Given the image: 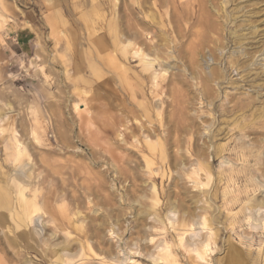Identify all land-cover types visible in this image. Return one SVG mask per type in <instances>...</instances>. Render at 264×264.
Returning a JSON list of instances; mask_svg holds the SVG:
<instances>
[{"label":"rangeland","instance_id":"obj_1","mask_svg":"<svg viewBox=\"0 0 264 264\" xmlns=\"http://www.w3.org/2000/svg\"><path fill=\"white\" fill-rule=\"evenodd\" d=\"M200 1L0 0V264H264V0Z\"/></svg>","mask_w":264,"mask_h":264},{"label":"bare ground","instance_id":"obj_2","mask_svg":"<svg viewBox=\"0 0 264 264\" xmlns=\"http://www.w3.org/2000/svg\"><path fill=\"white\" fill-rule=\"evenodd\" d=\"M197 1V3H199L200 4V2H202V1H200V0H196ZM180 3V2H179ZM203 3V2H202ZM204 5V4H203ZM201 9H202V7H201ZM202 16V15H201ZM197 19H199V18H197ZM196 19V20H197ZM147 24V23H146ZM198 34V33H197ZM140 35V34H139ZM193 35V34H192ZM247 54V53H246ZM245 56V55H244ZM246 64V63H245ZM213 74H216L214 71H213ZM248 104L247 105H243V106H240V105H238V103H236V104H234V106H233V108L235 109V108H237V109H239V110H241L242 109V111H243V108L244 107H248V105H250V102H247ZM260 112V111H259ZM253 114H254V112H252ZM257 113V112H256ZM251 114V113H250ZM261 116H264V111L262 110L261 111V114H260ZM262 118V117H261ZM264 118V117H263ZM24 174V173H23ZM231 176V175H230ZM245 177V176H244ZM240 179V178H239ZM245 180V179H244ZM245 192V191H244ZM242 193V192H241ZM245 194V193H244ZM237 195V194H236ZM241 196V195H240ZM237 197H238V195H237ZM246 198H247V196H245ZM252 197V196H251ZM259 199H261L260 197H258ZM257 197H254V200H253V198L251 199L252 201H253V204H255V205H259L262 201L261 200H259ZM238 198H236V200H237ZM240 200V199H239ZM238 200V201H239ZM231 201V200H230ZM248 201V200H247ZM251 201V202H252ZM250 202V203H251ZM252 204V203H251ZM263 204V203H262ZM261 205V204H260ZM249 209L248 210H250L251 209V205L249 204ZM254 207V206H253ZM247 208H248V206H247ZM261 209L260 210H262V206L260 207ZM254 209V208H253ZM245 210H246V208H245ZM247 212V211H246ZM244 214V213H243ZM249 214H251V213H249ZM253 215L252 216H257L258 217V215H259V209H257L256 210V212H254V213H252ZM174 215V214H173ZM190 215V214H189ZM189 215H188V217H189ZM245 216V215H244ZM235 217V216H234ZM249 217H251V215H249ZM256 217V218H257ZM261 217V216H260ZM236 218V217H235ZM245 218V217H244ZM248 218V217H247ZM252 219H253V217H251ZM255 218V217H254ZM262 218V217H261ZM189 219V218H188ZM234 219V218H233ZM260 219V218H259ZM185 220V219H184ZM238 220V219H237ZM262 220H263V218H262ZM189 221H191V220H189ZM189 221H187V224H188V222ZM212 221V220H211ZM259 221V220H258ZM185 222V221H184ZM183 222V223H184ZM191 222H193V220L191 221ZM251 223V222H250ZM195 224V222H193V224H192V226ZM264 225V224H263ZM189 226V225H188ZM187 226V227H188ZM192 226H190L189 227V229L192 227ZM250 227H252V226H250ZM263 227V226H262ZM260 227H258V229H259ZM186 229V228H185ZM218 231V230H217ZM215 231H213V235H214V237H215ZM190 234H191V232H190ZM189 234V235H190ZM210 234V233H209ZM181 235V234H180ZM212 235V233L210 234V236ZM216 235H217V233H216ZM244 235V234H243ZM199 236H201V235H197V233H192L190 236H188V240H192L194 243L196 242V244H197V242H199V243H201V244H199L200 246H201V248L199 249L198 248V246H197V248H195L194 250H195V252L197 253V255H198V257L200 256V259L201 258H203L204 257V255H206V254H208L207 252H209L210 253V250H211V247L209 248V242H207V241H209V240H207V241H205V238L206 237H204V240H202V236L201 237H199ZM247 236V235H246ZM208 238V237H207ZM212 238V237H211ZM216 238V237H215ZM214 238V239H215ZM182 238H180V240H181ZM208 239H210V237L208 238ZM214 239H213V241H214ZM186 240H187V238H186ZM187 240V241H188ZM198 240H200V241H198ZM211 241V240H210ZM212 241V242H213ZM228 241V243H226L227 244V247H226V250H225V256L223 257V258H221L222 259V264H246L245 263V260H244V258H243V256H242V251H241V249L236 245V244H234L233 242H231V241H229V239L227 240ZM241 241V240H240ZM244 241V240H243ZM189 242V241H188ZM191 242V241H190ZM211 242V243H212ZM243 243V242H242ZM244 243H246V242H244ZM248 243H250V242H248ZM191 244V243H190ZM189 244V245H190ZM239 244V243H238ZM192 245V244H191ZM194 245V244H193ZM192 245V246H193ZM194 247H196V246H194ZM247 248V247H246ZM193 249V248H192ZM194 250L192 251L193 253H195L194 252ZM253 251V250H252ZM252 251H249L250 253L252 252ZM264 251V250H263ZM212 252V251H211ZM247 254H248V252H246ZM249 253V254H250ZM60 254V253H59ZM164 254V253H163ZM165 254H167L166 252H165ZM170 254V253H169ZM169 254H167V255H169ZM172 254V253H171ZM251 255V254H250ZM150 256V255H149ZM161 256H163V255H161ZM160 256V257H161ZM194 256V255H193ZM246 256V255H245ZM248 257H249V255H247ZM254 256H256V255H254ZM253 256V258H255V261H256V257H254ZM191 257H192V255H191ZM197 257V256H196ZM263 257V256H262ZM193 258H195V257H193ZM127 259V258H126ZM164 259V258H163ZM167 260H168V258H166ZM198 259V258H197ZM258 259V258H257ZM153 260H158V258L156 259H153ZM159 260H160V258H159ZM158 260V261H159ZM192 260V259H191ZM191 260H190V262H191ZM164 261V260H163ZM166 261V260H165ZM251 261H253V259L251 260ZM192 262H195V261H192ZM248 262V261H247ZM257 262V261H256ZM258 262H260V260H258ZM160 263H162V262H160ZM164 263V262H163ZM172 263V262H171ZM196 263V262H195ZM218 263V262H217ZM166 264V263H165ZM251 264H252V262H251ZM257 264V263H256Z\"/></svg>","mask_w":264,"mask_h":264},{"label":"crops","instance_id":"obj_3","mask_svg":"<svg viewBox=\"0 0 264 264\" xmlns=\"http://www.w3.org/2000/svg\"><path fill=\"white\" fill-rule=\"evenodd\" d=\"M12 39H13V44H15V46L20 49L22 48V46L26 41L25 35H23V32L21 31H16L15 34L12 35ZM5 49L14 52L13 49L7 43Z\"/></svg>","mask_w":264,"mask_h":264}]
</instances>
